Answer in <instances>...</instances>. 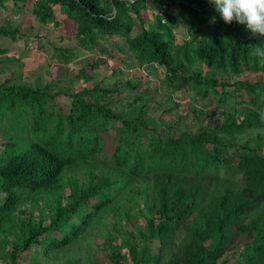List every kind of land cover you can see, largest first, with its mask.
Instances as JSON below:
<instances>
[{"label":"trees","instance_id":"1","mask_svg":"<svg viewBox=\"0 0 264 264\" xmlns=\"http://www.w3.org/2000/svg\"><path fill=\"white\" fill-rule=\"evenodd\" d=\"M7 1L0 0V16L30 1L40 23L60 29L69 19L78 47L99 56L87 59L80 86L67 93L72 98L68 113L59 105H41L31 121L21 119V108L35 107L33 96L56 99L64 93L58 88L63 81L52 80L51 89L49 82L34 88L19 76L17 82L14 75L0 78V264H23L28 251L33 253L28 264L57 255L110 210L122 236L119 245L108 242L112 264H229L223 258L228 249L235 250L240 264H264V208H259L264 207V56L254 51L264 48V37H253L236 21L225 23L209 0ZM179 34L182 42L176 43ZM3 36L0 62L26 70L29 52L22 50L19 58L8 52L34 38L12 22L0 23ZM115 37L140 67L163 66L171 91L192 90L203 99L211 95L217 124L201 125L196 132L181 127L178 138H163L145 118L150 103L143 95L128 96V108L143 101L135 116L115 112L102 98L120 88L88 82L93 70L113 64L102 53L103 44L118 42ZM29 40L24 47L32 50ZM61 50L63 61L75 60L77 46ZM245 72L258 78L240 80ZM135 79L139 82L124 85L137 94L141 79ZM112 118L122 123L115 129L116 146L106 156L111 162L98 164L108 149L106 126ZM22 120L24 125L14 124ZM81 166L85 169L76 172ZM237 174L242 180L235 179ZM137 211L145 225L133 234L127 226ZM240 236L249 239L241 250ZM156 240L162 244L159 252L152 249ZM69 260L66 264H97L91 258Z\"/></svg>","mask_w":264,"mask_h":264},{"label":"rangeland","instance_id":"2","mask_svg":"<svg viewBox=\"0 0 264 264\" xmlns=\"http://www.w3.org/2000/svg\"><path fill=\"white\" fill-rule=\"evenodd\" d=\"M7 2L8 4L12 5L11 0ZM178 9V5H175L173 7L174 12ZM68 20L65 19V21L59 25L60 29H58L57 26L52 23L46 25L42 24L39 22L38 18L36 19V17L33 15L32 2L30 1L25 7H23V9L16 8L15 10L13 9L11 11H3L0 16L1 24L12 22L13 26L19 25L23 29V33L27 37H33L34 40H22L21 43H16L17 47L14 46V49L11 52H8L12 55L18 54L17 56L19 58V56H24L22 55V50L28 51V57H30V60L29 62L28 60L25 61L27 69L22 71V68H14L13 64L11 63L0 62V78H2V80H6L11 75H14L15 78L13 79V81L17 82L16 78L19 76L22 78V81L26 84V86L28 84H31L34 88H36V86L45 87L47 86V82H49L48 85L52 89L55 87V84L51 83L52 80H55L53 76L63 75L65 72V76L68 78V80L74 78V80L72 79L71 81H74L76 87L77 85L81 84L78 81L82 82V79L75 78L74 73H76V68L87 65L89 62L87 61V59L91 60L90 57L99 56V51H84L82 48L78 47L77 35L76 33H74L73 35L70 33L72 31V28L68 26ZM61 28L65 29L61 30ZM181 28H183V30L185 29L183 25L181 26ZM182 38L183 34H179L176 39V43L182 42ZM3 39H5L4 36L0 37V46H5L6 44L4 43L5 40ZM27 40L33 42L32 47L28 46V48H32V50L25 49L27 48V45L25 47L24 45L26 43L29 44ZM114 40L118 41L117 44L116 42L113 43L118 49H115L113 51L111 47H107L103 44L106 51L102 54L108 58H112V63L115 62V64H118L120 68L117 69L114 74H112L110 72V65H103V67L99 68V70H93L94 77L92 78V80H88V82L96 81L99 82L103 87L109 89H116V87L120 88L119 92H107L102 98V100L106 103H108L109 101L111 103V101H113L111 103V108L115 112L120 113L121 111H123L125 112L123 114L128 118L135 116L137 112L139 113V107H141L143 101H140L142 102L140 104H135L134 107L128 108V102H130L128 96H132L134 98L136 95H143L144 102L150 103L149 106L144 110V113L146 114L145 118H149L148 123L152 126L157 127L159 132H161L159 136L163 138H166L164 137L165 134H168L167 136L178 138L181 135V127L189 129V131L196 132L201 127V125L212 127L217 124L220 118L218 116L216 117V115L211 114L212 111L216 108L215 99L211 95L207 99H203L193 93L192 90L183 89L177 92L171 91L164 84L165 68L163 66H138L139 61L136 60L133 54H130L129 57L128 53H126V50H124L123 47H120V44L122 46L124 44V41L117 37H115ZM68 45L77 46V50L75 51V60H72L71 62L68 61L69 63H66L62 60L61 57V47ZM114 58H117L119 60L120 58H123V60L125 61L119 62V60ZM67 64L68 66L65 67V65ZM62 65L64 66L63 70ZM74 65L75 69L73 68ZM202 66L204 67L203 64L200 65L201 68ZM205 70L211 71L208 67H205ZM13 71L15 72L12 73ZM134 74H137V77L141 79V84L139 83L137 89V92L139 93L137 94L129 92L127 90V86L124 85L129 79L134 80L135 82H139L138 79H135L136 77H134ZM43 78L46 80H44ZM82 78L85 79L86 77L82 75ZM257 78L258 76L251 72H246L239 76L240 80L255 81ZM162 79L163 81H161ZM61 87H63L65 91H71L74 85L69 81H63L58 86V88ZM45 99L48 101V105L44 104ZM33 100L36 103L34 108L29 111H26L23 108L20 109L21 116L19 117L21 119L31 121V118L34 117L36 109L41 105H46L48 108V106L50 105L59 104V106L68 113L72 103V98L65 94L59 95L57 99L51 98L50 96L43 97V95L33 96ZM228 102L232 104L234 101L233 99H229ZM193 105H196L195 108H197L198 112L192 110ZM23 120L19 121V123L15 121L14 124L17 127L22 126L26 123H24ZM121 125V121L117 119L112 118L108 121L106 126V133H109V137L107 136L105 145V147L108 149L104 152L103 155H101L104 156V158L101 157L103 161L98 160V164H102L103 162H111V160L106 159V156H110V154H112L113 147L115 148L116 146L113 137L116 134L115 129L119 126L121 127ZM252 142L253 144L257 143V141L255 140H253ZM263 150L264 142L262 143V151ZM90 161L91 162L89 163H93L92 160ZM235 161L237 162V159ZM98 164L96 163L95 166H97ZM84 169L85 167L81 166L75 171H83ZM100 172L107 173L108 171L104 170ZM242 178V174H237L235 179L242 180ZM94 200L95 199H93V201ZM259 208L262 210V208L264 207ZM261 210L258 209L259 212ZM111 214L112 211L110 210L102 218L98 219L96 217L95 220L90 222L87 229L85 227L82 236L75 242H72V244H70L67 248L59 250L57 255H51V257L46 258L42 257L41 260L36 261L33 264H66V262L70 261L69 259L71 258H79L80 262L86 261L91 258L92 260L97 262V264H112L110 259L111 250H109L110 245L108 244V242H112L114 245H119L121 243L122 236L115 230ZM198 215L199 213L195 212V217H197ZM186 224L188 225L189 221L185 224H182L180 226V230L185 229ZM122 225H120V228L122 227ZM144 225L145 219L143 218L142 214L137 211L135 220H132L129 223L127 229L135 234L139 232V229L144 230ZM243 237L244 236H240L237 239V241L241 244L239 250L243 249L245 241H249L248 238L245 237L244 240ZM161 245L162 244L160 243V241H154L152 243L153 251L159 252ZM173 249H175V247ZM126 251L127 249L124 247L123 252ZM234 253V249H228L223 258H229V264H240L236 262V258H238L239 256ZM32 254V251L23 253L22 256L24 257V260L22 263L28 264L29 260L32 259ZM121 260H123V256ZM221 261L222 259L220 260V262ZM120 264H126L125 260H123Z\"/></svg>","mask_w":264,"mask_h":264},{"label":"clouds","instance_id":"3","mask_svg":"<svg viewBox=\"0 0 264 264\" xmlns=\"http://www.w3.org/2000/svg\"><path fill=\"white\" fill-rule=\"evenodd\" d=\"M209 3L225 23L236 21L245 25L253 37H264V0H209ZM212 19L215 21V17ZM254 51L264 56V48L256 47Z\"/></svg>","mask_w":264,"mask_h":264},{"label":"crops","instance_id":"4","mask_svg":"<svg viewBox=\"0 0 264 264\" xmlns=\"http://www.w3.org/2000/svg\"><path fill=\"white\" fill-rule=\"evenodd\" d=\"M118 38V37H117ZM115 43V42H114ZM124 43V42H123ZM116 44H117V42H116ZM110 44H107V47H111V49L114 51L115 49H118L114 44H113V42H112V44L109 46ZM68 47H73V46H69L68 45ZM74 47H75V45H74ZM120 47H123V49L124 50H126L125 49V47L122 45L121 46V44H120ZM120 49V48H119ZM126 53H128L127 52V50H126ZM109 54H111V53H109ZM128 56L130 57V54L128 53ZM72 61V60H71ZM120 61L121 62H124L125 60H123V58H120ZM138 61V60H137ZM93 62L91 61V63L90 64H92ZM70 65V64H69ZM68 66V64L67 65H65V67H67ZM138 66H140L139 65V63H138ZM63 65H62V70H63ZM75 67V65L73 66V68ZM111 67V73L112 74H114L115 73V71H117V69H119L120 68V66L118 65V64H115V62L110 66ZM81 68H82V66L81 67H78V68H76V73H74L75 74V78H78L79 77V75H80V73H81ZM66 69V68H65ZM70 69V68H69ZM75 69V68H74ZM96 70H99V68H97ZM246 73V72H245ZM90 75H92L93 77H94V72H92ZM74 76V75H73ZM137 76V74H134V77H136ZM69 77V76H68ZM84 77H86V76H84ZM53 78L54 79H60L61 81H69L70 83H72L73 85H74V87L72 88V90L71 91H65L64 89H63V87H61L60 89H62V92H64V93H62V94H65V95H67V93H69V92H75L74 91V88H77V87H79L80 86V84L79 85H77V87H76V84L74 83V81H71L72 79L74 80V78H72V79H70V80H68V78L65 76V72H64V74L63 75H57V76H53ZM51 79V78H50ZM130 80V79H129ZM78 82H80L81 83V81H78ZM67 88H68V86H67ZM119 92V91H118ZM61 95V94H60ZM59 96V95H58ZM57 96V97H58ZM67 96H70V95H67ZM57 99V98H56ZM113 101H111V103H112ZM59 103V102H58ZM59 105V104H58Z\"/></svg>","mask_w":264,"mask_h":264}]
</instances>
